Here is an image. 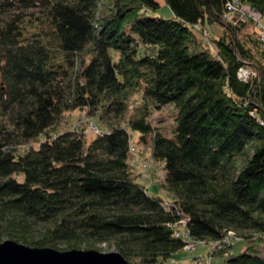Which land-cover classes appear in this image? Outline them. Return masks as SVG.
<instances>
[{
  "label": "trees",
  "instance_id": "16d2710c",
  "mask_svg": "<svg viewBox=\"0 0 264 264\" xmlns=\"http://www.w3.org/2000/svg\"><path fill=\"white\" fill-rule=\"evenodd\" d=\"M0 0V239L32 248L109 243L130 264H168L186 245L250 232L208 258L264 264V0ZM252 12V14L250 13ZM223 33L205 43L207 27ZM252 29L251 33L245 30ZM256 75L238 78L241 68ZM174 110L172 137L149 118ZM106 131L59 132L72 113ZM163 164L166 209L128 166L132 134ZM48 224L39 238L33 225ZM11 235V236H10ZM1 243V240H0Z\"/></svg>",
  "mask_w": 264,
  "mask_h": 264
},
{
  "label": "rangeland",
  "instance_id": "374dc122",
  "mask_svg": "<svg viewBox=\"0 0 264 264\" xmlns=\"http://www.w3.org/2000/svg\"><path fill=\"white\" fill-rule=\"evenodd\" d=\"M160 4L159 8L153 12L151 15L163 19L173 18V13L168 6H166L163 0H157ZM264 25V21H262ZM208 31L204 35L205 43L207 48L214 52V48L210 45L209 40L217 38L223 33V28L217 24L207 27ZM252 29L245 30L246 33H251ZM256 74V73H255ZM149 122L153 127L159 128L163 135L167 138L172 137V129L174 126V110L172 107H166L160 112H154L149 118ZM79 131L84 133L86 142L92 140L96 134H101L106 131L103 123H101L98 118H91L85 115V113L74 112L66 120L62 121L58 127L59 132L65 131ZM131 144L134 146V153L129 154L128 166L130 170L137 175L138 182L143 184L151 195L158 192L159 196L166 203H171V198L168 194L161 190L162 184L164 183L165 172L163 170V164L154 161L150 157V143L141 144L137 139V134H132ZM131 148V147H130ZM180 226V225H178ZM51 228L48 224H37L33 225L31 228V233L26 237L39 238L44 234V232ZM177 231L184 236L185 228L177 227ZM250 232L240 233L242 237L251 235ZM1 236V235H0ZM11 236V235H10ZM237 236L235 233H230L229 239L238 238V240H228L225 244H209L206 242L197 243L190 240L193 246L192 250H182L173 256V259L168 264H226V260L223 257L215 256L211 259L208 258V253L212 252L213 248L218 246L227 252V248H231L228 255H238L242 253L248 246L245 238ZM1 243L13 240L6 235H2ZM195 242V243H193ZM0 243V244H1ZM30 247V246H29ZM261 254L264 256V248L258 246ZM32 248V247H31ZM45 248H51L60 252H67L72 250L78 251H97L101 254H110L117 252L115 247H111L109 243H99V242H86L77 244V247H72L67 243H58L57 247L46 246ZM130 264V263H129Z\"/></svg>",
  "mask_w": 264,
  "mask_h": 264
},
{
  "label": "water",
  "instance_id": "95a60500",
  "mask_svg": "<svg viewBox=\"0 0 264 264\" xmlns=\"http://www.w3.org/2000/svg\"><path fill=\"white\" fill-rule=\"evenodd\" d=\"M0 264H129L119 253L72 250L60 252L51 248H31L14 241L0 244Z\"/></svg>",
  "mask_w": 264,
  "mask_h": 264
},
{
  "label": "built area",
  "instance_id": "2783aa9c",
  "mask_svg": "<svg viewBox=\"0 0 264 264\" xmlns=\"http://www.w3.org/2000/svg\"><path fill=\"white\" fill-rule=\"evenodd\" d=\"M240 14V19L241 20H244L247 18L246 14H244L242 12V10L240 9V1L239 0H233L231 2H229L226 6V15L225 17L227 19H231L234 15L236 14ZM252 14V12H250ZM262 21H264V18H253V22H254V26H255V31L257 33V37H258V40H259V43H260V49L261 51L264 53V25L262 24ZM255 71L254 69H252L251 67H245V68H241L238 72V78L239 80L243 81V82H247V80H249L250 78L252 77H255ZM98 135V134H96ZM130 149H129V154H133L134 153V146L131 144L130 145ZM171 206V203H164V207L166 209L170 208ZM180 225L181 227H184L185 228V222L184 221H180L179 223H177L176 225L173 226L174 230H175V234L174 236L176 238H180V239H183L185 242H186V245L185 247L183 248V250H192L193 249V246L191 245V239L188 237V233L186 231V228H185V233H184V236H182L178 231H177V227H180L178 226ZM230 237V233L228 234V237L223 241V244L227 243L228 240H238V238H232V239H229ZM195 243V242H193ZM218 249H222L221 246L218 247Z\"/></svg>",
  "mask_w": 264,
  "mask_h": 264
}]
</instances>
